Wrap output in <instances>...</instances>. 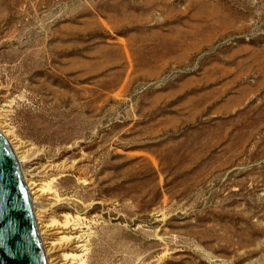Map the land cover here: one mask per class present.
Masks as SVG:
<instances>
[{
    "label": "rangeland",
    "instance_id": "obj_1",
    "mask_svg": "<svg viewBox=\"0 0 264 264\" xmlns=\"http://www.w3.org/2000/svg\"><path fill=\"white\" fill-rule=\"evenodd\" d=\"M0 132L82 264H264V0H0Z\"/></svg>",
    "mask_w": 264,
    "mask_h": 264
},
{
    "label": "water",
    "instance_id": "obj_2",
    "mask_svg": "<svg viewBox=\"0 0 264 264\" xmlns=\"http://www.w3.org/2000/svg\"><path fill=\"white\" fill-rule=\"evenodd\" d=\"M0 264H46L19 165L1 135Z\"/></svg>",
    "mask_w": 264,
    "mask_h": 264
},
{
    "label": "bare ground",
    "instance_id": "obj_3",
    "mask_svg": "<svg viewBox=\"0 0 264 264\" xmlns=\"http://www.w3.org/2000/svg\"><path fill=\"white\" fill-rule=\"evenodd\" d=\"M0 135L7 142L6 136L2 132ZM7 144L17 163L21 162L26 153L25 145L16 143L10 146L9 141ZM54 169V166L47 165L32 170L29 179L22 181L29 196L34 225L44 260L46 264H82L81 257L85 252V245L77 235L75 226L69 223L66 217H63L61 222L47 219L46 208L49 204L57 201L49 187L52 179L49 180L46 175ZM46 179L48 180L46 181ZM65 250L70 254H65Z\"/></svg>",
    "mask_w": 264,
    "mask_h": 264
}]
</instances>
